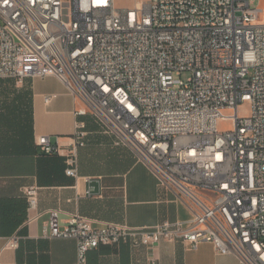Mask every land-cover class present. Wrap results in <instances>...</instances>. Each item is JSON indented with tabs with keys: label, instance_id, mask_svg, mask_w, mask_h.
Instances as JSON below:
<instances>
[{
	"label": "built area",
	"instance_id": "built-area-1",
	"mask_svg": "<svg viewBox=\"0 0 264 264\" xmlns=\"http://www.w3.org/2000/svg\"><path fill=\"white\" fill-rule=\"evenodd\" d=\"M51 75L79 103L77 117L130 148L193 216L135 227L74 213L62 226L51 210L47 238L75 239L77 264L100 246L164 240L211 242L264 264V24L254 0H0V78ZM219 120L231 129L219 131ZM87 125L77 119L65 154L76 179ZM37 144L61 154L49 136ZM25 196L37 208L39 187Z\"/></svg>",
	"mask_w": 264,
	"mask_h": 264
},
{
	"label": "crops",
	"instance_id": "crops-1",
	"mask_svg": "<svg viewBox=\"0 0 264 264\" xmlns=\"http://www.w3.org/2000/svg\"><path fill=\"white\" fill-rule=\"evenodd\" d=\"M254 3L261 16L264 0ZM78 107L56 76L29 77L20 85L0 79V264H77L75 239L45 236L51 210L60 211L62 226L74 213L98 226L114 222L135 227L185 222L193 216L182 200L158 185L130 148L117 145L90 116L77 117ZM77 119L88 124L85 145L78 148L79 179L67 175L65 163L67 150L76 142ZM41 136H49L61 154H45L37 144ZM31 186L39 187V200L29 210L25 190ZM14 237L18 246L10 248L7 243ZM88 264L242 263L211 242L192 246L164 240L148 247L100 246L88 253Z\"/></svg>",
	"mask_w": 264,
	"mask_h": 264
},
{
	"label": "rangeland",
	"instance_id": "rangeland-1",
	"mask_svg": "<svg viewBox=\"0 0 264 264\" xmlns=\"http://www.w3.org/2000/svg\"><path fill=\"white\" fill-rule=\"evenodd\" d=\"M137 1H142V0H118L117 2V7L120 6H129V5H133V3L137 2ZM261 0H255L256 4H260ZM260 23L264 24V12H262L261 16H260ZM0 79H9V78H0ZM239 110L241 111V114H245V115H249L250 114V106L249 104H241ZM226 115L231 114V111H226L225 112ZM232 125L229 122L223 121V120H219L218 124H217V128L219 131H227L229 129H231Z\"/></svg>",
	"mask_w": 264,
	"mask_h": 264
}]
</instances>
